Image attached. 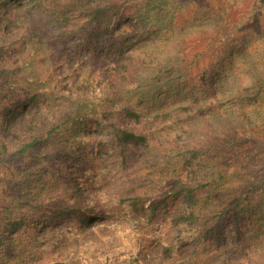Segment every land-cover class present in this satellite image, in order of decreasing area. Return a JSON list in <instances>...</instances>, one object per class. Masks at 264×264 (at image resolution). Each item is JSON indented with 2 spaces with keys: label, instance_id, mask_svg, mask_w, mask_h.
<instances>
[{
  "label": "trees",
  "instance_id": "obj_1",
  "mask_svg": "<svg viewBox=\"0 0 264 264\" xmlns=\"http://www.w3.org/2000/svg\"><path fill=\"white\" fill-rule=\"evenodd\" d=\"M182 2L0 0V264H264V161L201 116Z\"/></svg>",
  "mask_w": 264,
  "mask_h": 264
},
{
  "label": "rangeland",
  "instance_id": "obj_2",
  "mask_svg": "<svg viewBox=\"0 0 264 264\" xmlns=\"http://www.w3.org/2000/svg\"><path fill=\"white\" fill-rule=\"evenodd\" d=\"M255 5L256 0H183L178 9L167 15L172 24L187 18L185 28H189L182 40L183 54L190 56L211 42L200 62V68L209 73L207 99L200 106L206 108L208 103L215 106L210 105L201 116L231 126L223 129V134L247 135L248 145L226 157L228 166L238 170L264 161V12L259 13ZM176 28L173 26V30ZM170 36L174 39L175 32ZM171 46L157 44V51L164 55ZM256 72L261 76V92L250 87ZM169 106L174 108L172 103ZM186 112L189 116L188 109ZM162 252V249L153 251L147 260L155 261Z\"/></svg>",
  "mask_w": 264,
  "mask_h": 264
}]
</instances>
